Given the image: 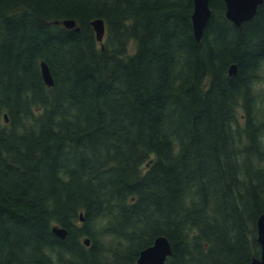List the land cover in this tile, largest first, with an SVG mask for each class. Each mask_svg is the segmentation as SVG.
<instances>
[{"label":"trees","instance_id":"trees-1","mask_svg":"<svg viewBox=\"0 0 264 264\" xmlns=\"http://www.w3.org/2000/svg\"><path fill=\"white\" fill-rule=\"evenodd\" d=\"M210 6L198 40L194 0H0V264H137L162 234L166 264L260 256L264 0Z\"/></svg>","mask_w":264,"mask_h":264},{"label":"water","instance_id":"water-1","mask_svg":"<svg viewBox=\"0 0 264 264\" xmlns=\"http://www.w3.org/2000/svg\"><path fill=\"white\" fill-rule=\"evenodd\" d=\"M226 4V15L236 25H240L254 17L258 11L259 5L263 0H224ZM212 15V8L210 0H194V10L192 12L193 30L196 38L200 40L203 36L204 30ZM63 23L67 27H76L80 29L75 19L66 18ZM95 28L97 38L102 40L106 31V23L103 18H96L92 21ZM229 71L235 73L237 65L231 64ZM41 72L45 82L49 85L54 84V77L51 68L47 61H41ZM80 219H84L83 212ZM54 232L60 236L65 237L68 230L64 227L54 226ZM257 240L261 246L260 256L253 258L251 264H264V212L258 216L257 219ZM85 243L90 244L91 239L85 238ZM173 253L171 241L166 235L157 236L153 243L141 249L137 258V264H166L167 258Z\"/></svg>","mask_w":264,"mask_h":264}]
</instances>
